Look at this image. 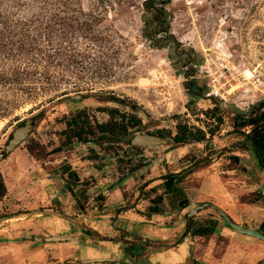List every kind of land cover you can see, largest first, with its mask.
<instances>
[{
  "label": "rangeland",
  "instance_id": "rangeland-1",
  "mask_svg": "<svg viewBox=\"0 0 264 264\" xmlns=\"http://www.w3.org/2000/svg\"><path fill=\"white\" fill-rule=\"evenodd\" d=\"M143 1L80 0L85 12L101 15L98 30L107 44L99 47L81 39L74 48L100 57L106 53L110 71L84 82L61 83L58 91L67 90L66 97L38 86L0 120L1 153L11 133L25 120L35 119L32 134L0 160V179L6 189L0 216H8L6 224L31 222V241L38 249L46 246L31 260L18 255L12 261V250L0 249V264H148V259L151 264H260L264 260V241L229 229L212 209L200 211L193 220L207 226L215 223L214 234L195 237L192 243L187 235L177 244L185 213L203 203L220 207L245 228L258 230L264 221V173L238 147L241 138L232 133V113L225 114L221 130L208 142L172 143L178 124L204 131L213 128L215 121L203 111L215 101L246 110L264 99V0H170V31L181 43L179 52L155 48L144 38ZM192 80L207 89L204 99H191L192 87L186 83ZM75 83L82 87L80 92H74ZM76 94L84 99L72 101L70 96ZM111 98L126 100L128 106L113 104ZM112 109L118 110L123 123L134 117L142 126L161 132L167 146L137 149L143 153L137 157L126 141L86 145L73 138L65 143L67 123L76 115L81 113L94 126L108 122L107 111ZM140 162L145 166L135 170ZM66 167L77 174L79 184L62 174ZM181 171L185 177L178 186L192 205L186 210L174 209V196L159 187L165 175ZM153 187H159L163 196L164 215L151 216L147 222ZM41 210L61 212L102 236L130 235L124 228L131 226L136 228L134 237L166 233L172 239L152 241L153 253L135 262L126 258L118 241L102 242L66 220L34 213ZM67 235L80 236V241L43 239ZM52 246L56 249H49ZM167 248H178L179 253L173 258L156 254Z\"/></svg>",
  "mask_w": 264,
  "mask_h": 264
},
{
  "label": "trees",
  "instance_id": "trees-1",
  "mask_svg": "<svg viewBox=\"0 0 264 264\" xmlns=\"http://www.w3.org/2000/svg\"><path fill=\"white\" fill-rule=\"evenodd\" d=\"M169 3L170 0L142 2L146 13L143 18V36L155 48L172 47L179 52L181 43L170 31V16L167 10ZM26 11L29 13L27 16L23 14ZM101 19L100 14L85 12L80 6V0H0V120L7 115L9 109L16 107L36 91L38 86L58 92L59 97H66L70 94L67 90L58 91L61 83L72 80L84 82L89 76L108 73L110 70L104 58L106 53H101L100 57L90 50L74 48L81 39L99 47L106 46L107 37L98 30ZM194 84L193 80L186 83L192 87L191 99H204L207 89ZM74 85V92H80V84ZM229 112L232 113V133L241 138L237 142L238 147L249 153L257 169L264 173V99L254 102L246 110L215 101L212 107L203 111L209 120L215 121L213 128L204 131L200 128H190L186 124H178L172 136V143L186 145L208 142L221 130L225 114ZM109 115L108 123L94 126L82 119L81 113L76 115L67 123L65 143H69L73 138L86 142L89 137H93L99 144L107 138L111 143H119L121 138L129 133L130 128L141 125V121L134 117L123 123L120 117H117L120 114L116 109L110 110ZM126 145L130 146V139H127ZM231 159L238 158L232 156ZM183 173L181 171L165 175L159 187L164 188L165 194L174 196V209L180 206L186 210L192 205L178 186L185 177ZM62 174H67L75 185L79 184L77 174L68 167L62 170ZM68 187L71 189V195L77 199L76 192L70 185ZM159 187L150 189L155 196L147 208V218L164 215L161 207L163 196L158 194ZM5 195L6 189L0 179V200ZM6 219L8 216H0V221ZM187 230L190 237H209L214 234L215 223L207 226L191 220ZM258 231L264 233V221L259 225Z\"/></svg>",
  "mask_w": 264,
  "mask_h": 264
},
{
  "label": "water",
  "instance_id": "water-1",
  "mask_svg": "<svg viewBox=\"0 0 264 264\" xmlns=\"http://www.w3.org/2000/svg\"><path fill=\"white\" fill-rule=\"evenodd\" d=\"M70 99L72 101H80L82 99H84V96L82 94H76L74 96H70ZM110 101L113 104H117L120 106H128V103L126 102V100H121V99H117V98H111ZM133 108V107H131ZM32 131V120H25V122H23L22 125H19L12 133H11V138L7 141L6 145H5V150L4 152L0 155V160H2L4 158L5 155L10 154L12 151H14L20 144H22L30 135ZM167 144V141L157 137V136H149V135H145V134H137L134 136V138L131 141V145L133 146H142V147H151V146H159V145H165ZM205 209H212L215 212H217V214L224 220V222L226 223V225L228 226L229 229L233 230L236 233L242 234V235H246L249 237H254L256 239H259L261 241H264V233H261L258 230H254V229H249V228H245L242 227L241 225L235 223L230 216L220 207L214 205V204H209V203H203L200 205H196L195 207L191 208L188 212L187 215V224L190 223L191 218L199 213L200 211H203ZM36 215H42V216H54L56 218H60L62 220H66L67 222L74 224L88 232H90V234L95 237L97 240L105 242V241H118V242H122L123 240L121 238H112L110 236H102L100 234H98L97 232H95L94 230H92L91 228L87 227L84 224H81L78 222V220H76L75 218L72 217H68L65 214L61 213V212H57V211H53V210H41V211H36L34 212ZM6 220H1L0 221V227L6 225ZM45 242H59V243H67V242H79L80 241V236H76V235H67V236H50V237H46L43 238ZM35 240L37 241H41V239L39 238H35ZM127 241V240H125ZM95 261V260H93ZM111 261V260H110ZM91 260L89 261H84V263H90ZM261 264H264V260H262Z\"/></svg>",
  "mask_w": 264,
  "mask_h": 264
},
{
  "label": "flooded vegetation",
  "instance_id": "flooded-vegetation-1",
  "mask_svg": "<svg viewBox=\"0 0 264 264\" xmlns=\"http://www.w3.org/2000/svg\"><path fill=\"white\" fill-rule=\"evenodd\" d=\"M109 111L110 110H108L107 111V115L109 116V118H110V115H109ZM31 120H32V127L34 126V123H35V119L34 118H31ZM109 121V120H108ZM106 123H108V122H106ZM105 123V124H106ZM22 125V124H21ZM100 125V124H99ZM144 127V128H143ZM131 129V128H130ZM130 129H129V131H130ZM136 129H139V131L138 132H134ZM132 131L131 132H129L126 136H123L122 138H121V141H126L127 142V139H130V146H129V149L131 150V151H133L135 154H133L134 156H137V157H143V153H139V152H137V149L138 150H145V149H147V148H151V147H142V146H133V145H131V141H132V139L134 138V136L135 135H137V134H145V135H149V136H157V137H160V138H162V139H164V137H163V135L161 134V132H159L158 130H150V129H148L147 127H145V126H142V124L141 125H139V126H137V127H135V128H132L131 129ZM32 134V133H31ZM11 138V135L9 136V138L7 139V141L9 140ZM164 140H166V139H164ZM120 141V142H121ZM167 141V144H168V140H166ZM78 142H80V141H78ZM92 142H95V143H97V144H99L98 142H96L95 140H94V138L93 137H89V140L87 141V142H80V143H86V145H89V144H91ZM106 142H110L109 140H108V138L105 140V141H103L102 143H106ZM7 143V142H6ZM101 143V144H102ZM167 144H165V145H160V146H167ZM21 145V144H20ZM19 145V146H20ZM100 145V144H99ZM126 145V144H125ZM174 145V144H173ZM18 146V147H19ZM17 147V148H18ZM131 147H134V148H131ZM4 150H5V147H4V149L3 150H1V153H0V155L4 152ZM9 156V155H8ZM7 156V157H8ZM7 157H4L3 159H5V158H7ZM150 158H152L151 156H149L148 157V159H150ZM146 160V159H145ZM145 160H143V161H145ZM145 165H144V162H140L137 166H135L134 167V169L136 170H139V169H142L143 167H144ZM134 170V171H135ZM189 212V211H188ZM188 212L187 213H185V217H186V219H185V226H184V230H183V232H181V235H180V237L178 238V245H180L179 243H180V241L182 240V238L183 237H185V236H187L188 234H187V226H189L190 225V223H191V221H190V223L189 224H187V215H188ZM231 218V217H230ZM191 220H193V217L191 218ZM120 236H122V237H120ZM120 236H118V238H121L123 241L122 242H119L120 244H123V247H122V252L124 253V251H125V253H126V258H128L129 260H135V262H138V261H140V259H142V258H144V257H148V255L150 254V253H153V252H151V250H152V248L150 247V246H152L154 243L153 242H156V241H154V240H151L150 238H143V237H139V236H135L134 237V235H129V234H123V235H120ZM110 237H112V238H115L114 236H111L110 235ZM194 238L195 237H190V239H191V243L193 242V240H194ZM125 240H127V241H125ZM153 241V242H152ZM109 242H113L112 240L111 241H109ZM157 243H160V242H157ZM156 244V243H155ZM177 245V246H178ZM169 248H167V249H164V250H162V251H159V253H156V254H158V255H161V256H163V257H165L164 255H166L167 254V257L168 256H171V258H173L175 255H177L179 252H178V248L176 249V251H172V250H168ZM189 250H190V248H189ZM169 253H172V255H170ZM157 255V256H158ZM156 256V257H157ZM170 258V259H171ZM166 259V258H165ZM169 259V260H170ZM149 260V263L148 264H151V262L150 261H152V260H150V259H148ZM189 261L191 260V259H188ZM121 263L123 264V263H128V262H124V261H121ZM190 263V262H189Z\"/></svg>",
  "mask_w": 264,
  "mask_h": 264
},
{
  "label": "crops",
  "instance_id": "crops-1",
  "mask_svg": "<svg viewBox=\"0 0 264 264\" xmlns=\"http://www.w3.org/2000/svg\"><path fill=\"white\" fill-rule=\"evenodd\" d=\"M133 216V215H132ZM146 221L149 222L150 220ZM141 220H143L142 218H140ZM131 221H136L133 218H131ZM53 223V222H51ZM54 225H56V223H53ZM131 225H136V224H131ZM32 223L30 222V224H24L22 222L19 223H14V224H6L4 226H2L0 228V249L3 248H7L12 250L13 252V258L11 259L12 261L16 260V257L21 256L23 257V259H33L34 257H36L37 255L40 254V251L44 252V250L46 251V246H44L43 248L38 249L37 248V244L36 242H32L31 241V237L28 236V234L33 233V230H31L32 228ZM24 228V229H23ZM126 229V233H130V235H133V233H135V227H131L128 226V228H124ZM137 233V232H136ZM26 236L28 238H26ZM180 237V236H179ZM154 238V239H153ZM153 238H150L151 240H154L156 242H164L166 241V239H172V236H168V234L163 233L161 236H154ZM28 248H30V250H28ZM56 249L55 246L50 247L49 249ZM26 250V252H25ZM170 254V253H169ZM171 255V254H170ZM9 260L8 263L11 261Z\"/></svg>",
  "mask_w": 264,
  "mask_h": 264
},
{
  "label": "bare ground",
  "instance_id": "bare-ground-1",
  "mask_svg": "<svg viewBox=\"0 0 264 264\" xmlns=\"http://www.w3.org/2000/svg\"><path fill=\"white\" fill-rule=\"evenodd\" d=\"M1 127V126H0Z\"/></svg>",
  "mask_w": 264,
  "mask_h": 264
}]
</instances>
